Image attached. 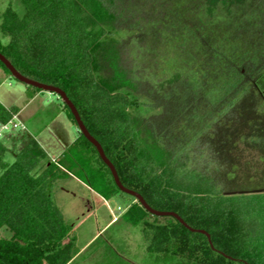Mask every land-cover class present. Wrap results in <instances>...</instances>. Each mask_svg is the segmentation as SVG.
I'll list each match as a JSON object with an SVG mask.
<instances>
[{
  "label": "trees",
  "instance_id": "1",
  "mask_svg": "<svg viewBox=\"0 0 264 264\" xmlns=\"http://www.w3.org/2000/svg\"><path fill=\"white\" fill-rule=\"evenodd\" d=\"M21 2L25 15L11 9L0 23L9 38L0 39V53L23 76L67 94L125 187L211 236L212 246L135 199L129 217L147 223L149 252L167 264H264V250L250 247L237 214L211 204L264 192V0ZM130 45L151 54L167 50L183 72L149 105L130 91L137 89L133 72L119 67ZM108 64L111 77L104 80L100 71ZM0 68L11 75L1 61ZM17 113L0 104V126ZM193 145L191 161L185 151ZM70 152L96 167L91 188L107 199L123 196L81 133ZM184 155L208 162L193 168L180 162ZM45 156L31 140L11 160L0 138V264H72L78 253L55 201L67 176L60 168L73 163L41 170Z\"/></svg>",
  "mask_w": 264,
  "mask_h": 264
},
{
  "label": "rangeland",
  "instance_id": "2",
  "mask_svg": "<svg viewBox=\"0 0 264 264\" xmlns=\"http://www.w3.org/2000/svg\"><path fill=\"white\" fill-rule=\"evenodd\" d=\"M11 9L20 18L26 13L21 0H0V23L4 14ZM0 39L4 44L9 42V38H2L1 32ZM131 47L132 45L122 50L119 67L135 75L133 82L137 89L130 91L140 101L152 102L151 99L156 94L176 85L175 82L183 72L178 71L172 54L165 55L167 50L151 54L149 51L139 50L137 45ZM105 68L100 71L104 80L111 77L109 64ZM123 91H127L126 83ZM33 92L35 93L32 88L0 68V104L10 110L17 109L19 123L24 125L23 129L11 130L1 138L11 160L25 150L29 141L34 140L39 150L46 155L41 162V170L51 163H73L69 170L60 168L67 176L59 181L55 193L57 206L63 213L66 224L71 227L70 237L76 238L78 253L72 264H167L149 252L151 238L144 231L148 227L147 223L130 220L129 209L136 202L135 198L121 192L123 196L107 199L89 185L90 179L96 175V167L88 162L87 156L77 155L79 159L76 161L70 152L72 143L80 133L69 117L64 101L58 95L42 90L30 98ZM140 122L145 129L146 123L144 124L143 119ZM194 146L185 151L190 160ZM196 147L199 148L198 145ZM180 158L181 163H187L191 167L193 164L198 166V163L208 162L206 156L195 162L188 161L186 155ZM85 172L90 177L87 178ZM211 204L233 210L240 219L250 247L255 246L259 252L264 250V192L237 196L233 200L219 199ZM152 208L167 211L160 206ZM147 220L153 222L151 217ZM263 260L264 257H260L258 261Z\"/></svg>",
  "mask_w": 264,
  "mask_h": 264
},
{
  "label": "water",
  "instance_id": "3",
  "mask_svg": "<svg viewBox=\"0 0 264 264\" xmlns=\"http://www.w3.org/2000/svg\"><path fill=\"white\" fill-rule=\"evenodd\" d=\"M0 61L4 64V66L10 71L11 75L17 79L18 81L24 83L27 86L42 90V91H46V92H50L52 94H56L58 95L65 103V105L69 108V110L71 111L78 129L80 131V133L97 149L98 154L101 158V160L103 161V163L109 168V170L111 171V174L113 176V179L115 181V184L117 185V187L119 188L120 191H122L123 193L130 195L132 197H134L140 204L141 206L150 214H152L153 216H157V217H173L174 219H176L179 223H181L185 228H187L189 231L191 232H196V233H200L205 235L211 246H212V242H211V236L209 233H207L204 230H197L194 229L192 227H190L177 213L175 212H171V211H158L154 208H152L147 201L144 199V197L139 194L138 192L131 190L127 187H125L121 180L120 177L118 175V172L115 168V166L113 165V163L110 161V159L106 156L104 149L102 147V145L90 134V132L88 131V129L86 128L84 122L82 121V118L76 108V106L73 104V102L69 99V97L67 96V94L58 87L52 86V85H47L44 83H40L38 81H35L33 79L27 78L25 76H23L19 71H17V69L12 65V63L2 54L0 53Z\"/></svg>",
  "mask_w": 264,
  "mask_h": 264
},
{
  "label": "built area",
  "instance_id": "4",
  "mask_svg": "<svg viewBox=\"0 0 264 264\" xmlns=\"http://www.w3.org/2000/svg\"><path fill=\"white\" fill-rule=\"evenodd\" d=\"M23 127L24 125L19 123L17 115H14L12 121H10L8 124L0 126V138L3 136L4 133H7L11 130L23 129Z\"/></svg>",
  "mask_w": 264,
  "mask_h": 264
}]
</instances>
